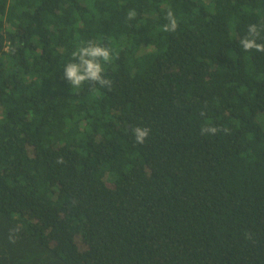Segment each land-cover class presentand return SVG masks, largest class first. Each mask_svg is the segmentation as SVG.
I'll use <instances>...</instances> for the list:
<instances>
[{"label":"trees","instance_id":"16d2710c","mask_svg":"<svg viewBox=\"0 0 264 264\" xmlns=\"http://www.w3.org/2000/svg\"><path fill=\"white\" fill-rule=\"evenodd\" d=\"M251 24L264 0H0V264H264ZM88 41L110 89L64 79Z\"/></svg>","mask_w":264,"mask_h":264},{"label":"clouds","instance_id":"9594fccd","mask_svg":"<svg viewBox=\"0 0 264 264\" xmlns=\"http://www.w3.org/2000/svg\"><path fill=\"white\" fill-rule=\"evenodd\" d=\"M136 17L135 10L128 12V19L132 20ZM167 23L164 25L163 30L165 32H175L178 28L177 18L172 10H169L166 14ZM259 30L257 25L251 24L248 26V35L239 40L240 46L245 51L256 50L264 53V43H258ZM112 54L109 48L101 46L94 41H88L83 46L78 47L72 53V62L67 63L64 66L63 73L64 79L70 84L72 89H78L87 82L92 84H98L101 88L112 86V82L105 78L103 63L111 62ZM218 131L215 127H205L201 129V133L215 134ZM227 131V129H224ZM150 129L135 127L133 134L135 142L138 144H144L148 138ZM19 229L13 230V232ZM10 242L15 243V239L12 235L9 237Z\"/></svg>","mask_w":264,"mask_h":264}]
</instances>
